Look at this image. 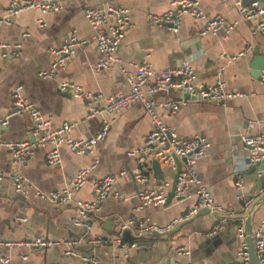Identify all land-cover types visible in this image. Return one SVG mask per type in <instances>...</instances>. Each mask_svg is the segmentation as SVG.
I'll return each instance as SVG.
<instances>
[{"label":"crops","instance_id":"obj_1","mask_svg":"<svg viewBox=\"0 0 264 264\" xmlns=\"http://www.w3.org/2000/svg\"><path fill=\"white\" fill-rule=\"evenodd\" d=\"M175 1L178 0H63L59 11L41 13L37 9H29L11 17L8 22L0 23V41L21 44L18 55L2 57L3 50L0 49V121L7 117L4 124L0 123V141L28 140L26 129L30 116L27 113L8 116L13 108L11 91L17 84L23 85L25 100L49 121V130L69 122L73 126L67 137L76 139L94 135L102 118H87L85 102L71 92L60 91L58 85L61 80L70 81L106 95L129 90L115 66L101 71L93 69L98 50L81 13L84 5L97 8L124 6L129 11L130 25L118 50L122 61H148L156 70L176 68L183 61H189L197 83L211 84L220 79L225 82L227 90L243 94L223 104L193 100L179 107L175 113H170L160 103L180 99L176 89L151 95L159 117L180 137L200 135L210 141L211 146L199 159L197 170L218 207L215 211L218 215L211 212L197 217L163 238L150 235L151 232L137 236L138 223L145 219L158 224L182 220L181 214L186 208V217L191 216L196 199L190 196L181 201L173 197L168 203L147 205L136 210L139 207L137 192L152 188L162 179L169 182L165 188L167 197L173 172L156 179L150 171L144 182L136 181L134 175L139 166L128 152L142 143L152 129V123L144 106L135 103L119 109L114 115L104 116L111 120L109 130L93 150L79 154L66 145L61 146V160L57 165H51L46 159L50 145L45 141L38 143L37 138L30 142L35 144L33 154L20 166L0 145V172L4 176L0 183V239L40 237L61 242L47 249L2 247L0 258L9 257L6 264H91L84 263L78 255L96 256V264H231L237 260L239 241L235 227L238 218L246 212L247 199L243 193L253 187L257 173L264 174V160L256 166L250 164L248 151L240 141V135L244 133L264 134V84L261 82L264 68L260 77H255L250 67L254 51L264 53V36H253L251 30L255 21L242 20L237 5L221 0H200V7L206 18L221 15L226 24L237 22L226 36L225 30L200 35L205 20L190 15L182 16L177 33L171 32L166 25L149 22V13L159 14L171 9L175 7ZM257 1L264 5V0ZM9 2L0 0V18L4 17ZM39 18L44 23L42 27ZM73 30L85 40L84 45L76 47L74 56L59 68L55 77L41 78L38 72L47 69L53 60L47 48L60 45ZM248 44L254 45L253 52L229 59ZM93 163L96 164L86 183L69 202L58 205L39 195L63 189L70 184L79 168ZM16 171L21 172L26 180L28 190L25 197L13 189L10 175ZM120 171L123 173L118 175ZM113 173L117 174L116 181L110 195L92 212L91 229H80L73 222L77 213L76 202L92 201L94 184L104 175ZM239 178L243 179L242 188L236 186ZM262 193L264 190L251 193V198ZM220 209L231 216H227L223 227L211 235L223 214ZM129 219L134 220L128 230L136 241L121 240L127 245L135 242V246L122 247L112 239L117 235L121 222ZM263 220L264 202L253 214L254 228ZM97 237H101L103 242H90ZM72 240L78 242L72 246L77 256L64 254L69 249L65 241ZM177 247L188 249L189 254L178 255L175 252Z\"/></svg>","mask_w":264,"mask_h":264},{"label":"built area","instance_id":"obj_2","mask_svg":"<svg viewBox=\"0 0 264 264\" xmlns=\"http://www.w3.org/2000/svg\"><path fill=\"white\" fill-rule=\"evenodd\" d=\"M63 0H10L7 5L4 17L0 18V23H5L16 14L29 9H37L41 13L49 11H59L62 8ZM222 2H231L237 5L241 14L242 20L253 19L255 25L251 33L253 36H264V5H261L257 0L243 5L241 0H221ZM174 6L159 14L149 13L147 18L150 23L156 25H166L171 32L177 33L183 15L204 19L205 24L200 31V35L216 34L220 30H225V36L228 35L237 22L226 24L221 15H214L206 18L201 7L200 0H178L174 2ZM81 13L90 27L98 50V58L93 64L95 71L109 69L115 66L119 73L127 83L129 90L124 93L106 95L100 91L87 90L73 82L61 80L59 82V90L63 92H71L74 97L82 99L87 107V118L101 117V125L94 135L90 137L72 138L66 134L71 130L73 124L69 122L62 123L59 127L49 130V121L45 120L40 111L32 106L30 102L22 96L23 85L17 84L11 91L12 110L8 116L27 113L30 118L36 123V129L33 135L37 137L38 143L45 141L50 145L46 153V159L51 165L60 163V148L63 145L76 153H85L91 151L95 146L106 136L111 120L105 119V115H114L119 109L129 105L140 103L144 106L152 123V129L143 139L142 143L130 149L128 155L134 157L138 166L144 163H150L154 160L158 161L163 166H170L174 169L173 156L179 159L184 158L181 165V171L177 178V183L174 190V198L177 200H185L193 196L195 205L191 213H195L199 208H209L216 210L218 207L214 203V199L208 191L207 186L203 183L202 178L197 170L199 159L207 153L211 146L210 141L200 135L192 137H180L174 129L168 126L159 117L154 109V101L151 95L168 89H176L181 97L178 100L163 101L160 104L170 113H175L179 107L193 100H203L216 104H223L227 100L242 96L238 91H229L226 89L225 82L218 79L211 84L197 83L196 75L189 61H183L179 67H166L162 69H153L148 61L137 63L134 61H122L118 55V50L121 41L124 38L125 31L130 25L129 11L121 5H106L104 8H97L89 5H84L81 8ZM42 27V19H38ZM85 40L80 39L75 30H73L66 39L58 46H50L47 51L53 56L51 65L47 69H42L38 72L41 78L47 79L55 77L59 68L62 67L71 57L74 56L76 47L84 45ZM21 44H9L0 41V49L2 57L9 55H18ZM254 51V45L248 44L234 57L242 56ZM261 82L264 84V74L261 75ZM5 120L0 123L4 124ZM240 141L243 147L248 151L249 163L256 165L264 160V134L263 133H244L240 135ZM0 145L5 147L12 158V161L18 166L22 165L34 151L35 144L28 140H9L0 141ZM96 163L79 168L70 184L63 189L52 191L48 194H39L58 205H63L72 199L73 194L79 190L87 181L89 172L94 168ZM144 169V168H143ZM123 172H118L121 175ZM117 174H107L101 177L94 184V197L92 201H77L76 216L73 219L74 224L85 231L91 229L94 216L93 211L97 204L101 203L111 193V187L116 181ZM261 173H257V176ZM136 181L144 182L146 177L139 168V171L134 175ZM4 179L0 172V183ZM13 184V189L16 194L26 196L27 185L26 180L21 172L16 171L10 175ZM169 186V182L162 179L152 188L142 189L137 192L139 199V207L142 209L147 205H162L166 200L165 188ZM238 188L243 187V179L239 178L236 181ZM256 198V197H255ZM248 199L246 209L255 200ZM222 211V209H220ZM223 214L215 225L210 234H216L227 219L231 216L230 213ZM21 221L23 219H20ZM181 219L173 220L166 224H158L154 221L145 219L138 223L137 236H141L147 232L164 233L170 230ZM241 225L237 227L236 237L239 241L236 250V261L231 264H252L250 258L249 244L247 236L243 230V220ZM131 224H134L133 219L123 221L120 224L117 235L112 241L120 243L122 247L135 246V242L130 245L123 243L121 240L123 231L128 229ZM264 220L254 228L252 234L254 238L257 259L260 264H264ZM94 244L103 242L101 237H97L90 241ZM60 240H49L40 237H35L30 240H1L0 248L7 247H35L47 249L52 246L59 245ZM63 243V242H62ZM78 244L76 240L65 241L67 249L64 254L77 256L78 253L74 250L73 245ZM175 252L178 255H188V249L177 247ZM84 263L96 264L98 258L91 255H78ZM9 257H1L0 264H6Z\"/></svg>","mask_w":264,"mask_h":264},{"label":"water","instance_id":"obj_3","mask_svg":"<svg viewBox=\"0 0 264 264\" xmlns=\"http://www.w3.org/2000/svg\"><path fill=\"white\" fill-rule=\"evenodd\" d=\"M241 1H242L243 5H247L254 0H241ZM250 67H251V69H253V75L255 77H257V76L260 77V75L262 74V70L264 68V53H258L256 51H254L253 56H252L251 61H250ZM0 129H1V125H0ZM35 129H36V123L30 118V123L26 129L27 138H28L29 142H35V139L37 138L36 136L33 135V131ZM182 161H184V158L179 159L176 156H173L174 169L171 168L170 166H163L162 167L159 164V162L156 160H154L150 163H144L142 166H139L140 169L144 170L143 174L145 176H147L149 174V172L152 171V173L156 179H161L162 174L168 175L169 173L173 172V175H172L173 181H172L171 189L167 194L165 203L170 202L171 199L174 197V190H175V186L177 183L178 175L181 171ZM258 164H256V165H258ZM260 190H264V174H261L258 176L256 181L254 182L253 187L251 189L247 190L245 193H243V196L246 197V199L248 200L252 196L251 193L253 194L255 192H259ZM262 202H264V193L258 195V197L255 198V200L249 205V207L246 209L245 214H243V217H242L243 219L241 217H239L238 221H237V226L235 227L236 228L235 230H237V227L239 226L241 220H243V230L247 236V241L249 244V251H250V258H251L252 264H260L258 262V259H257V252H256L254 238H253L252 234L254 232L253 214ZM215 211L216 210H210L209 208H199L191 216L186 217L187 212H188V208H186L181 214L182 220L178 221L170 230H168L167 232H164V233L151 232L150 235L153 234V235L159 236L161 238L166 237L168 235H172L173 233L178 231L182 225L193 221L197 217L206 215V214L211 213V212L218 215V213ZM219 215H221V213ZM121 238L123 241H129V240L136 241L135 236L132 235L131 231L128 229L123 231ZM262 256L264 257V252L262 253Z\"/></svg>","mask_w":264,"mask_h":264}]
</instances>
